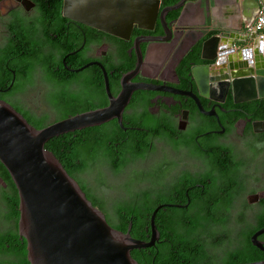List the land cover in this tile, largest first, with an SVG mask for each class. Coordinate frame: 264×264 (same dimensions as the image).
<instances>
[{"label": "flooded vegetation", "instance_id": "obj_1", "mask_svg": "<svg viewBox=\"0 0 264 264\" xmlns=\"http://www.w3.org/2000/svg\"><path fill=\"white\" fill-rule=\"evenodd\" d=\"M178 1L159 0L157 12ZM185 10L192 16L181 19L179 27L168 23L178 16V7L164 13L162 22L169 33L167 40L138 41L139 65L128 83L158 86L163 83L165 87L188 92L202 111H209L213 105L221 111L213 106L214 116L205 115L188 96L134 90L122 112V121L126 119L122 128L139 129L145 136L150 134V129H157L169 138L153 139V152L128 164L123 177L130 169L146 171L153 167L156 176L154 208L183 206L187 199L184 207L164 206L155 213L159 230H156L157 241L151 247L154 252L151 261L155 259L156 264L264 261V251L258 250L250 240L256 231L264 228V97L243 93L242 83L236 77H233L236 93L224 91V82L230 75L221 69L210 74L205 67L209 62L201 59L203 43L219 32L198 19L196 5L186 4ZM243 34L235 33L231 38L240 39ZM254 34L253 31L247 33L248 36ZM137 37H164L158 16L150 29L132 25L127 38L122 39L66 18L63 0H0V51L7 48L11 52L0 63V100L23 118L29 115L39 119L45 115L46 125L55 122L53 117L49 119L50 110L29 108L24 102L25 94L34 88L43 89L44 97L62 89L68 96L80 95L84 88L88 91L85 100L93 103L100 96L101 86L105 103L100 107H103L107 98L99 69L88 65L71 72L63 67L62 59L66 55L64 63L69 69L87 63L98 64L105 75L109 94L115 97L120 91V79L134 68L132 42ZM234 47L242 48L244 44ZM39 51L43 53V66L57 81H45L43 71L35 68L26 90H14L15 73L10 65ZM244 53L247 56L248 50ZM6 74H11L8 83ZM231 109L238 111H229ZM133 114L147 128L130 126L128 116ZM218 125L221 133H208L220 131ZM171 142L178 143V147L173 149ZM114 180L117 182L116 178ZM144 187L142 183L141 189ZM10 195V188L0 178V245L12 252V257H21L24 253V259L0 264H27L25 243L16 231L18 213L14 216L7 206ZM101 196L107 205L121 198L120 193L111 191ZM164 227H175L178 234L166 230V235H161ZM254 240L264 243V232L256 234ZM259 246L264 249V244Z\"/></svg>", "mask_w": 264, "mask_h": 264}, {"label": "water", "instance_id": "obj_2", "mask_svg": "<svg viewBox=\"0 0 264 264\" xmlns=\"http://www.w3.org/2000/svg\"><path fill=\"white\" fill-rule=\"evenodd\" d=\"M158 1L63 0V15L66 18L122 39L127 38L132 25L141 29H150L155 17L158 16L164 37L134 38L132 42L135 51L134 68L120 79V91L115 97L109 94L105 75L98 64L87 63L69 69L64 63L66 55L62 59L63 67L71 72L88 65H94L99 69L107 98L105 106L77 113L35 129L12 107L0 100V165L7 173L16 192L18 213L16 231L18 237L25 243L27 264H136L130 252L151 248L157 241L158 233L153 224L156 211L160 207L175 206L155 207L149 216L147 241L134 239L129 235L130 225H127L125 232L110 227L103 214L89 203L76 182L67 175L55 157L44 149V144L51 138L99 127L112 120L121 130L134 129L122 128L121 121L123 109L128 104L131 93L137 89L167 91L188 96L195 102L201 114L214 116L212 107L217 105H213L209 111H202L195 98L188 92L165 87L163 83L161 86L128 83L139 65L137 43L163 41L169 38V33L164 29L162 22L163 15L168 10L179 8L175 20L168 22L179 27L181 19L192 16L185 10L186 4L197 6V17L200 19L212 7L220 6L234 11L247 0H179L157 12ZM252 2L255 5L256 15L258 4L255 0ZM193 17L195 18V15ZM249 26L250 23L244 22L243 28L246 31L240 39H232V35L228 33H219L206 40L202 45L201 59L209 62L205 67L210 74L221 69L230 75L224 82V91L236 93L237 87L233 81V77H236L238 82L242 83L240 90L243 93L248 95L257 93V97L262 98L264 97V37L256 32V35L248 36ZM235 44H244V47L235 48ZM130 48L126 52L127 57ZM244 50H248L247 56ZM204 53L212 55L208 57L204 56ZM219 128L220 131L208 133H221L222 129L220 126ZM262 232L264 228L256 231L250 240L258 250L264 251L259 246L264 243L254 240V236ZM244 264H264V261Z\"/></svg>", "mask_w": 264, "mask_h": 264}, {"label": "trees", "instance_id": "obj_3", "mask_svg": "<svg viewBox=\"0 0 264 264\" xmlns=\"http://www.w3.org/2000/svg\"><path fill=\"white\" fill-rule=\"evenodd\" d=\"M10 55V49L6 48L0 51V63L5 56ZM42 60L43 53L39 51L36 55H26L12 62L10 68L15 73L14 90L21 92L26 90L31 83V74L35 68H40L43 71L45 81H57L46 71ZM10 80L11 74H6V83ZM100 88V96H97L93 103L85 100L88 91L84 88L81 90L80 95L75 96H68L63 89L61 92L46 94L45 100L53 120L57 121L102 106L105 100L101 94L102 87L100 86ZM24 118L35 129H40L46 125L44 122L45 115L39 119L29 115H24ZM128 120L130 126L147 128L145 124L135 119L134 114L128 116ZM125 121L126 119L122 121V126ZM151 124L153 123L151 122ZM156 138L168 139L169 137L163 131L157 129H150L148 136H145L140 130L122 132L116 123L112 121L99 127L87 128L51 138L44 144V149L55 157L67 175L76 182L89 203L103 214L106 223L110 227L125 232L127 225H130L129 235L132 238L147 241L149 216L156 204L154 168L151 167L146 171L130 169L124 177L123 173L128 164L143 159L153 152L152 140ZM171 147L176 149L178 143L171 142ZM107 175L109 178H116L117 183L115 185L108 183ZM0 178L11 190L10 196L12 197L7 206L16 216V192L1 165ZM142 183L145 184L144 189H141ZM107 191L118 192L121 194V198L113 199L107 205L105 199L101 196ZM97 193L101 194L98 195ZM153 224L156 230H159L156 227L155 216ZM166 230L178 234L175 227H164L160 230V234L166 235ZM11 253L0 245V262L16 263L24 259V253L21 257H12ZM147 253H149L148 257L146 256ZM130 256L136 264L157 263L155 259L151 261L154 256L152 248L133 250L130 252Z\"/></svg>", "mask_w": 264, "mask_h": 264}, {"label": "crops", "instance_id": "obj_4", "mask_svg": "<svg viewBox=\"0 0 264 264\" xmlns=\"http://www.w3.org/2000/svg\"><path fill=\"white\" fill-rule=\"evenodd\" d=\"M262 0H255L258 4ZM255 17V5L252 0H247L243 5L238 6L236 10L230 11L224 7H212L200 20L204 21L208 28L214 32L245 33L244 22L252 24ZM199 19V18H198ZM264 37V31L257 33Z\"/></svg>", "mask_w": 264, "mask_h": 264}, {"label": "rangeland", "instance_id": "obj_5", "mask_svg": "<svg viewBox=\"0 0 264 264\" xmlns=\"http://www.w3.org/2000/svg\"><path fill=\"white\" fill-rule=\"evenodd\" d=\"M24 102L26 106L33 109H39L41 111H48L49 108L47 107V103L43 94V89L41 88H34L27 92L24 96ZM49 119H52L51 114L49 115ZM107 181L110 184L115 185L117 183L114 179H110L107 175ZM112 196V194H111Z\"/></svg>", "mask_w": 264, "mask_h": 264}, {"label": "built area", "instance_id": "obj_6", "mask_svg": "<svg viewBox=\"0 0 264 264\" xmlns=\"http://www.w3.org/2000/svg\"><path fill=\"white\" fill-rule=\"evenodd\" d=\"M248 31L256 33L264 31V0L258 3L257 13L252 24L249 26Z\"/></svg>", "mask_w": 264, "mask_h": 264}]
</instances>
